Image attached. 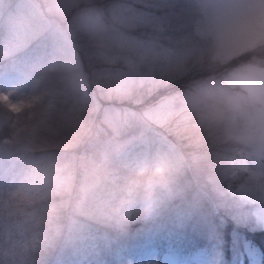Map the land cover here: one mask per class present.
Wrapping results in <instances>:
<instances>
[{
	"label": "rangeland",
	"instance_id": "rangeland-1",
	"mask_svg": "<svg viewBox=\"0 0 264 264\" xmlns=\"http://www.w3.org/2000/svg\"><path fill=\"white\" fill-rule=\"evenodd\" d=\"M78 2L85 3L84 7L71 12ZM194 2L40 0L45 13L36 0H0V101L9 111H15L16 105L35 91L47 89L51 109L45 135L51 146L45 151L68 166L77 191L67 220L64 196L71 192L56 198L62 205L57 223L61 231L60 248L65 249L66 243L74 242L80 251L75 257L70 248L56 253L59 247L56 241L54 248L34 252L31 264H83L87 250L94 243L96 252L105 254L101 264H156L158 253L161 264H261L259 253L249 240L239 237L235 231L236 227L248 231L259 229L247 213L243 210L230 214L214 212L208 202L201 203L203 189L195 177L193 186L201 189L186 196L184 192L191 183L185 179L186 173L172 186L173 196L148 220L154 230L147 227L146 241L132 235L134 222L125 231L116 232L99 219L103 202L118 195L123 187L117 169V151L141 150L146 144H171L180 152L164 136L168 130L166 125L176 115L163 122L158 120L173 101H178L194 85L170 97L156 95L174 78L191 70H201L183 59L190 43L185 38L194 21ZM68 13L84 37L81 46L85 60L99 68L100 73L94 76L87 75V67L81 64L71 41L55 19ZM104 13L105 24L111 29L106 30L99 23ZM96 41L98 44L94 47ZM53 60L63 66L56 74L47 72ZM101 63L105 66L100 67ZM152 98L154 101L150 102ZM174 107L179 109V103ZM0 117L7 118L3 108H0ZM174 122H185L189 128L182 134L178 128L173 133L177 140L201 149L199 153L208 151L206 146L199 147L202 144L199 132L182 114ZM20 167L17 164L10 170L8 162H4L0 188L8 187L10 176ZM82 185L95 196L81 200L78 189ZM182 202L181 209L176 207ZM258 211L264 214V209ZM158 215L161 220L156 226ZM229 224L234 225V230ZM6 235L18 241L22 236L32 240L31 235L36 233L25 224L0 223V236ZM100 237L104 240L100 241ZM155 245L163 249L153 251ZM22 247L24 253L25 246Z\"/></svg>",
	"mask_w": 264,
	"mask_h": 264
},
{
	"label": "clouds",
	"instance_id": "clouds-1",
	"mask_svg": "<svg viewBox=\"0 0 264 264\" xmlns=\"http://www.w3.org/2000/svg\"><path fill=\"white\" fill-rule=\"evenodd\" d=\"M193 7L183 59L207 75L173 101L158 122L182 114L208 151L186 156L171 144L117 151L123 187L103 202L99 215L116 232L136 220L152 219L173 196L172 186L192 167L203 171L201 203L208 202L217 213L243 210L264 230V214L258 211L264 209V0H195ZM62 70L55 60L47 68L51 74ZM48 95L47 89H38L15 111L0 101L7 113V118L0 117V182L5 161L10 170L21 165L8 187L0 188V223L25 224L36 233L19 260L14 250L7 257L0 252V264H31L34 252L54 248L61 235L57 221L62 205L56 198L73 190V176L66 164L45 151L51 146L45 135ZM177 102L179 109L174 107ZM78 195L87 201L95 193L82 185ZM69 248L73 257L80 251L74 242L62 251ZM94 253L99 254L95 243L87 255Z\"/></svg>",
	"mask_w": 264,
	"mask_h": 264
},
{
	"label": "trees",
	"instance_id": "trees-1",
	"mask_svg": "<svg viewBox=\"0 0 264 264\" xmlns=\"http://www.w3.org/2000/svg\"><path fill=\"white\" fill-rule=\"evenodd\" d=\"M39 5H41L40 0H36ZM106 2L108 0H105ZM111 1V0H110ZM92 4H97V2H91ZM143 4V3H141ZM85 3L83 2H78L77 5L75 7H73V9H71V12L75 13L77 11V9L79 10L80 8L84 7ZM41 7L43 8L44 6L41 5ZM131 7H135V5H132ZM43 10L46 13V9L43 8ZM72 15L70 13L65 14V15H60V18H55L58 22V25L60 27V29L65 33V35L67 36V38L71 41L74 50L76 51V53L78 54L81 64L83 65V67H87V75H95L100 73L99 72V68H95V66H93L90 63H87L88 61L85 60L84 57V53L82 51V46L83 45V41H84V37L81 35V30L80 27L77 25L76 22L72 21L71 19ZM107 20L106 14H102V17L99 21L100 24H102L103 27L106 28V30L111 29L109 26H107L105 24V21ZM82 39V41H81ZM78 43V44H77ZM86 43V42H84ZM97 41L94 42V47H96L97 45ZM97 51V49H96ZM106 63V62H105ZM89 65V66H88ZM112 65V64H111ZM100 67L105 66V64L101 63L99 65ZM90 67V68H89ZM114 67V66H111ZM207 75L206 72L202 71V70H191L181 76H178L176 78H174L172 81H170L168 83V86L161 88L159 95L156 96H163V95H168L169 97L172 95H175L176 93H181L184 90H187L189 88H191L197 81L203 79L205 76ZM153 98L150 102H153ZM175 120H177V115L174 117V119L171 121L172 123L167 124L166 126L168 127V130L166 131L167 133H165V138L167 140H169L170 142L174 143L175 146L177 147V149L180 151V153H183L184 155H189V154H195V153H199L201 149L199 148H192L189 145L185 146L186 143H184L182 140H177L173 133H176L177 129L179 128L181 130V134L186 132L187 130H189V128L187 127L188 124L187 123H180V122H174ZM187 125V126H186ZM169 133V134H168ZM173 136H172V135ZM87 138V137H86ZM191 138H189L188 140H190ZM187 140V142H188ZM205 145L202 143L199 147H204ZM81 171V170H80ZM80 171H78V173H81ZM187 174V176L185 177L186 180H188L190 183L189 187L187 188V192H184L186 194V196L188 194H192L194 193L196 190L201 189L202 185H203V171L201 169L192 167L188 170H186L185 172ZM197 175V177H196ZM201 183V188L197 187V186H193L192 180L195 178ZM195 179V180H196ZM76 188H73V190L71 191L69 196H64V198H66V206L67 209L65 210V216H66V220L68 219L69 215H70V211L72 208V205L75 202V194H76ZM63 198V197H62ZM65 200V199H64ZM183 202L178 204L176 207H178L179 209H181L183 207ZM176 209V208H175ZM161 216L158 215V217L156 219L159 218V221L157 222L156 226H158L161 218ZM227 217H225L226 219ZM154 220V219H153ZM229 223L231 222L230 219H226ZM149 222L151 221H143V219L140 220H136L134 221V229L132 230V235H135L138 239H141L144 241H146L148 239L147 235L149 234L147 232V230H149L151 227L149 225ZM233 224V222H232ZM58 225L60 226V223H58ZM228 226H231L230 224ZM147 227H149V229H147ZM231 227H234V225H232ZM151 230H154V228H151ZM236 231L238 234H242L244 236L245 239L249 240L250 244L256 249V251L259 253L260 255V263L264 264V230L261 229H255L253 231H248L244 228H236ZM154 236H157V234L152 233ZM34 236V235H31ZM147 237V238H146ZM16 241V243H13V241ZM57 242H59V247L56 249V253H60L63 249V247L60 248V244L61 241L59 239H57ZM151 242V241H150ZM32 243V240L30 237H21L20 240L17 241V238L14 236H10V235H6L4 236H0V252H3L4 256L7 257L9 252L14 250L17 256V260L20 259V254L23 255V247H30ZM163 248H160L158 245H155L153 251L155 250L156 252L161 251ZM54 256V254H52ZM105 254L99 253L98 255H92L91 257L87 258L83 263V264H101V260H102V256H104ZM161 257V255L155 254V261L156 264H161L159 262V258ZM48 263V262H47ZM46 263V264H47ZM7 264V261H6Z\"/></svg>",
	"mask_w": 264,
	"mask_h": 264
}]
</instances>
